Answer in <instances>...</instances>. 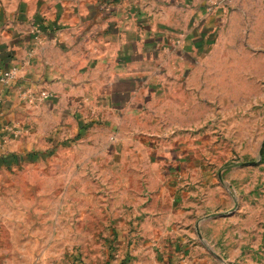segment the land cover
<instances>
[{"label": "rangeland", "instance_id": "obj_1", "mask_svg": "<svg viewBox=\"0 0 264 264\" xmlns=\"http://www.w3.org/2000/svg\"><path fill=\"white\" fill-rule=\"evenodd\" d=\"M220 1L128 107L0 103V264H264V0Z\"/></svg>", "mask_w": 264, "mask_h": 264}, {"label": "crops", "instance_id": "obj_2", "mask_svg": "<svg viewBox=\"0 0 264 264\" xmlns=\"http://www.w3.org/2000/svg\"><path fill=\"white\" fill-rule=\"evenodd\" d=\"M222 7L220 0H31L2 30L0 66L15 75L0 83V103L45 91L59 107L71 98L128 107L159 69H180L210 42Z\"/></svg>", "mask_w": 264, "mask_h": 264}, {"label": "built area", "instance_id": "obj_3", "mask_svg": "<svg viewBox=\"0 0 264 264\" xmlns=\"http://www.w3.org/2000/svg\"><path fill=\"white\" fill-rule=\"evenodd\" d=\"M2 73L3 72H0V80H1V82H8L15 75V73L14 72H11V71L6 72L5 74H2ZM44 97L45 98H49V94H45Z\"/></svg>", "mask_w": 264, "mask_h": 264}, {"label": "water", "instance_id": "obj_4", "mask_svg": "<svg viewBox=\"0 0 264 264\" xmlns=\"http://www.w3.org/2000/svg\"><path fill=\"white\" fill-rule=\"evenodd\" d=\"M263 148H264V143H263ZM263 148H262V150H263Z\"/></svg>", "mask_w": 264, "mask_h": 264}]
</instances>
